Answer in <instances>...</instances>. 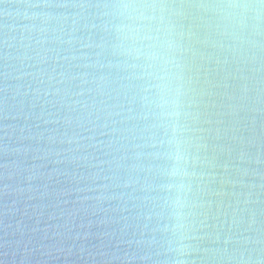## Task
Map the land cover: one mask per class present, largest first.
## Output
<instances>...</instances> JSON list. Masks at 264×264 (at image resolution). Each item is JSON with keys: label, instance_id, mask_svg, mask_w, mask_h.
<instances>
[{"label": "water", "instance_id": "95a60500", "mask_svg": "<svg viewBox=\"0 0 264 264\" xmlns=\"http://www.w3.org/2000/svg\"><path fill=\"white\" fill-rule=\"evenodd\" d=\"M0 264H264V0H0Z\"/></svg>", "mask_w": 264, "mask_h": 264}, {"label": "clouds", "instance_id": "9594fccd", "mask_svg": "<svg viewBox=\"0 0 264 264\" xmlns=\"http://www.w3.org/2000/svg\"><path fill=\"white\" fill-rule=\"evenodd\" d=\"M122 7L128 10V15L126 17L128 23L121 27V31L125 32L127 34V37L133 40H137L140 38H150V36L147 35L151 32V28L149 27V25L154 22L155 17L145 15L143 11H140L139 14L136 13L140 9H146L152 6L128 3L123 5ZM142 34H144L143 37Z\"/></svg>", "mask_w": 264, "mask_h": 264}]
</instances>
